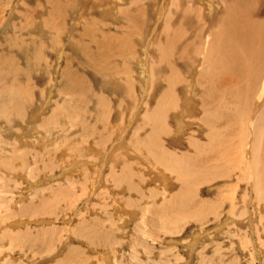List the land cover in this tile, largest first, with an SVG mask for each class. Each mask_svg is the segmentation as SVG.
I'll return each instance as SVG.
<instances>
[{
  "label": "rangeland",
  "instance_id": "374dc122",
  "mask_svg": "<svg viewBox=\"0 0 264 264\" xmlns=\"http://www.w3.org/2000/svg\"><path fill=\"white\" fill-rule=\"evenodd\" d=\"M49 1L66 6L62 18L45 20ZM180 1L166 0L157 20L152 9L163 0H0V52L15 45L10 54L28 89L23 97L0 87V264H264V115L257 140L251 136L259 124L255 106L243 116L246 123L225 136L221 167L211 161L201 171L192 167L186 197L192 212L186 218L177 209L164 212L173 222L162 226L159 207L168 199L178 203L181 185L166 160L152 158L139 144L152 124L144 117L146 106L159 93L148 92L155 57L150 46L161 52L153 38ZM188 1L201 14L197 22L210 1L214 12L221 11L220 0ZM134 20L145 23L140 36L133 34ZM114 28L120 33L107 39ZM28 36L32 43L20 51L17 45ZM198 38L207 41L200 31L192 42ZM70 76L97 100L87 106L83 95L81 115L67 101ZM178 90L181 100L168 103L158 138L164 155H183L182 165L173 163L181 168L200 155L198 149L182 154L186 142L200 147L206 131L196 127L200 114L191 106L197 97L191 86L184 99ZM82 121L89 125L85 131Z\"/></svg>",
  "mask_w": 264,
  "mask_h": 264
},
{
  "label": "bare ground",
  "instance_id": "6f19581e",
  "mask_svg": "<svg viewBox=\"0 0 264 264\" xmlns=\"http://www.w3.org/2000/svg\"><path fill=\"white\" fill-rule=\"evenodd\" d=\"M181 1H180L181 3L180 2L178 4L176 3V5L180 4V6L173 9L174 13L171 14L169 18L168 17L166 18L165 23L163 24L160 31L157 30L156 37L153 36L154 41L152 42V44H157L161 52L158 51L156 45L150 46L149 55L152 54V56L155 57L150 58L149 60L151 62L150 68L152 70V73H154V75L151 79L153 85L150 84V91L148 92L149 95L153 91L154 92L159 91V93L155 102L154 103L152 102L153 104L151 105L149 104V106L148 105L146 106L145 109L146 112L144 114V117L148 119L152 124L150 125L147 134L145 133L146 136L144 137V140L139 139L141 141L139 144L140 147L137 146L142 150H146L147 154L152 158H156L157 160H166V162H164L165 164L164 166L167 167L169 170L175 171L176 173L175 181L179 183V185H181L178 188V192L175 194V200H177L178 203L172 204L168 199L166 200L168 203L167 206L159 207V209L161 208L160 213H162L161 215V220H163L162 226L165 227L167 226V222L172 223L173 219H171L170 217L166 218L164 216V212L170 211L171 213L172 210L177 209L178 211H181V214L184 216L183 218H186L187 214L192 212V211L190 212L189 210L190 206L187 205L190 203L186 199V197L190 195L189 193L192 189L190 185L193 184V182H191L193 181L192 178H194L192 177V175H194L192 174L194 171L192 167L194 169L196 168L195 170L201 171L204 168L208 167L207 165L210 161L213 162L212 166L214 167L216 165L220 166L222 164V159H224L221 151L225 147L224 143H226V145L228 144L226 142L227 139H225V136L230 138L231 135L234 133L233 131H235V127L239 123L241 124L246 123L244 122L243 116H246L247 114H250L255 110V113L253 112L252 114L253 116L255 114V117L259 114L257 117L259 120L258 122L259 124L257 127L253 129V131L251 132V136L252 138L253 136H255L256 138V136H259L261 134V128H263L262 120L264 115V0H220L221 11H218L219 10L218 9L215 12L212 10V6L210 5L211 1H210V3L207 5L206 8V12H207L206 17L203 19V22L198 21L199 23L196 21V19L199 20L200 18L199 16L201 14L197 13V8L193 6V3H190L188 0H181ZM55 2L56 4L54 3L52 4L51 1H49V4H51V8L48 9L49 11L48 14H46L47 16L45 20H47V18H49L50 20L51 19L55 20L61 17L65 12L63 8V6L65 5L60 3L59 1H55ZM115 3L117 5H123L124 0H115ZM139 3H141V0H139ZM166 4H167L166 0H163V2L160 3V6H155L152 9V13L154 14L153 16L156 19L160 15V9L161 8L164 9V6ZM56 9L57 11H55ZM32 15H34V13H32ZM172 16L173 18H171ZM143 20L145 19L143 18ZM174 20H177L178 22L177 26L173 24ZM134 23L135 26H132L134 32L132 31L133 29L132 30L130 29L129 31H132L134 35L138 34L140 36L139 30L142 29L145 23H140V21L138 20H134ZM107 29L108 28H106V31ZM114 29H115L114 30L115 33L106 32L105 37H107L108 34L113 36L120 33L118 32L117 28ZM193 29L195 30V33L191 32ZM197 31L202 32V34L204 33L205 36L207 37V41L205 39L198 38L199 42L196 41L197 39L194 40V42H192L194 34L196 35ZM125 32L128 31L125 30ZM85 34L86 33L84 32L83 35ZM112 36H108L107 39L112 38ZM30 41L31 43L33 41L31 37L27 39V42L21 40V42H19V44L17 45V48L21 51L22 47L23 46L25 47L26 45L28 46ZM99 45H101V43ZM8 48L9 50L5 51L7 55L4 53V51L0 52L1 53L0 55H2L0 56V87L2 89L1 88L0 89L2 91H7L11 93L12 91H14L15 95L23 96L24 94H26L28 90L26 88L27 82L24 78V74L22 73L21 69L17 70L14 66L16 62L14 61V58L16 56L10 54L12 51H14L15 45L10 44ZM90 53L91 52L89 51L88 54ZM15 59L17 60V58ZM199 60L201 61L200 64H199ZM159 61H161L160 65H158ZM138 64L141 69H143V67L145 66V63L141 61H139ZM201 64H204V69L202 72H201ZM91 66L92 65H90L89 67ZM160 70H163V74H164L163 78L157 72ZM90 71H92V74H90L91 76L93 74L94 76L96 75L95 69ZM166 71H167V75H166ZM186 77L189 79V82L185 81ZM159 78L162 79L160 80ZM194 78H196V83L194 81ZM67 79L68 81H66V84L64 85V88L65 90H67V92L69 93L68 96L70 97V99H67V101L69 102L70 105L71 102L74 101V104L72 103L73 106L71 105L72 108H70L71 112L79 113L81 115L82 109H80L79 105L81 104V99L83 95H86L88 97L87 102L86 100L83 102V104L86 102L85 105L87 106L91 105L92 101L96 100V97L93 94H91V92L88 90L87 92L83 93L84 89L82 88V86L84 83L80 85L81 87L75 85L74 76L67 77ZM159 80L161 81L162 84H164L161 85L160 90L158 88L159 86L158 87L156 86ZM2 82H4L6 85L2 86L1 85ZM190 86H191V90L194 91V92L192 91L193 94L197 96V97L195 96L196 103L191 100L192 101L191 106L192 105L197 106L199 110L197 109L195 110L197 111V113L200 114L199 116L200 119L198 120L199 125H196V127L198 126L200 130L206 131L205 134H203L204 136L200 138L203 139V141L205 142L202 145H200V147H197L196 143L193 142V140L191 142H186V145L185 144L184 145H185V149L187 150H185L182 154L186 155L188 154L187 152L198 149V151L200 152L198 153V155L199 154L200 155L199 157L197 156L195 159H187V161H184V163H187V165L179 168L176 167L175 165H177L178 163L181 165L183 164L182 162L183 155L181 157H176V158L173 155H169V156L167 154L164 155L163 150L161 148L162 144L158 138V132L161 122L163 121V118H166L168 116L165 115L166 114L165 109L167 110L169 109V107L167 108L168 103L170 104L175 103L179 99L177 97L178 95L177 88L178 87L181 88V89L179 88L178 92L180 95L183 96L184 99ZM126 89L128 90L129 88ZM64 91H60V92H64ZM180 100L181 99H179V101ZM10 101H11L10 103L13 102L11 99ZM95 102H97V100ZM254 106L256 109L252 110ZM20 109L22 110L24 108L21 107ZM1 110L3 109L1 108ZM72 113H68V115L70 114L71 116ZM75 113L73 114L74 116ZM1 114L2 113L0 111V116H2ZM250 119H253V117H251ZM48 126L46 128H49ZM78 126L83 131L89 128V125L88 127H86L84 122L79 124ZM98 126L100 130V125ZM39 129L40 128H38V130ZM227 135H229L230 137ZM209 149L211 152L210 154L208 151ZM222 152H224V150ZM171 153L175 154V152L172 151L170 152V154ZM187 157L188 156H186V158ZM170 161L172 163H170ZM173 163H175V165ZM172 165L174 166L172 167ZM25 175L26 174L24 175L21 174L20 176H25ZM202 175L200 173V176ZM261 178H263V182H264L263 175H261ZM206 180L208 179L201 178V181L205 182ZM179 197L181 198L180 200ZM169 206H171V208ZM176 213L177 212H174V216ZM163 217L165 219H162ZM195 217H198V215H196ZM1 240L3 239L0 238V242Z\"/></svg>",
  "mask_w": 264,
  "mask_h": 264
}]
</instances>
